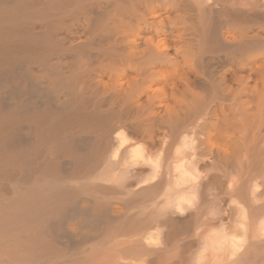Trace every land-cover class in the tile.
Here are the masks:
<instances>
[{
  "label": "bare ground",
  "instance_id": "1",
  "mask_svg": "<svg viewBox=\"0 0 264 264\" xmlns=\"http://www.w3.org/2000/svg\"><path fill=\"white\" fill-rule=\"evenodd\" d=\"M0 264H264V0H0Z\"/></svg>",
  "mask_w": 264,
  "mask_h": 264
}]
</instances>
